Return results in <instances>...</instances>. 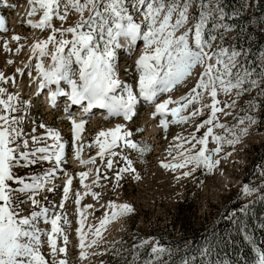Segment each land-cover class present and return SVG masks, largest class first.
<instances>
[{
  "label": "snow or ice",
  "instance_id": "6c2138e0",
  "mask_svg": "<svg viewBox=\"0 0 264 264\" xmlns=\"http://www.w3.org/2000/svg\"><path fill=\"white\" fill-rule=\"evenodd\" d=\"M27 2L31 6L29 16L37 12L42 13L38 22L33 23L29 20V26L42 31L50 29L52 33L46 40L32 45L31 51L37 57L35 70L39 74V87L41 90L48 89V99L54 107L57 106L58 97L67 96L72 105L82 106L85 116L90 115L93 109H104L107 111L106 119L122 117L123 120L130 121L137 115L141 101H144L148 107L155 105L152 116L161 117L159 126L165 131L170 124H185L202 115L205 109L210 110L208 118L196 125L195 131L189 136L175 137L179 143L170 145L168 149V156L172 157L173 162H161L164 169L177 171L190 167L189 171L182 173L183 177H189L202 167L210 174L220 163L216 157L223 151L225 145L234 147L249 134L253 125L258 121H264V117L254 114L260 110L261 104H255L250 100L247 102L248 109H242L245 115H237L235 123L228 125L220 122V116L232 115L226 109L235 108L237 100L245 93L264 84V66H261L259 72H256L255 67L244 66L239 59L242 52L235 47L225 48L217 45L213 49V42L217 37L208 35L206 38L205 33L210 16L207 11L208 5L201 3L202 10L196 18L189 14L193 0H27ZM4 3L12 7L7 5V0H4ZM72 11L79 15L74 26L66 28L53 26L54 18L63 23L68 20ZM216 11L221 18L224 17L223 7H217ZM190 20L195 21L191 27L188 26ZM218 27L226 31L231 29L230 25ZM0 30H7L2 16H0ZM69 34L71 39L65 38ZM12 39L19 41L21 37L13 36ZM123 41L130 46H135L137 41L143 42V51L135 61L136 71L139 74L135 89L133 85L123 83L117 73L116 50L122 47ZM49 44L53 45L54 51L49 52ZM5 50H9L6 44ZM16 51L19 53L21 49L17 48ZM49 55L51 63L45 66L44 58ZM197 69L202 71L197 73ZM17 71L22 72L21 69ZM194 75L197 77L195 86L186 95L176 100L169 96L168 99L157 102L164 94L171 93L178 86H186ZM62 82L70 91H66L61 86ZM0 83H8L3 73H0ZM52 85H55V90H52ZM260 94H264V88H261L258 95ZM220 95L235 99H231L230 103L222 102L218 99ZM207 99L211 100L210 104L204 103ZM172 104L176 106L169 108ZM28 106L29 102L21 100L18 94L9 93L7 88L0 87V202H2L0 203V264H68L69 238L64 225L69 222L53 208L41 206L40 201L35 198L41 191H55L54 187L45 186L55 178L56 171L65 160L66 143L62 142L58 131L47 129L46 136L32 135L30 137L32 144L39 145L47 139L54 142L43 147L30 148L28 134L23 130L25 117L19 115ZM189 108L193 110L185 115ZM64 110L68 112V107ZM169 115L171 120L168 119ZM68 119L72 124L73 143L80 141L86 121L81 119L77 122L71 113ZM40 127L45 126L41 124ZM205 127L207 130L203 136L197 137L196 132ZM214 129H221L222 133H216ZM32 131L35 132V129L33 128ZM132 135L133 133L126 130L124 124H117L115 128L100 131L93 142L99 148L97 156L101 160H104L105 156L108 157L107 169L113 168L114 157L119 156L124 162L125 166L116 173L117 182L122 179L123 173H133L136 170L127 155L114 149L118 147L122 150L131 149L140 155L151 151L150 146L140 145L132 140ZM209 137L216 145L213 149L208 148ZM197 145L200 147L197 148ZM85 146L81 143L75 148V158L81 165H95L96 157L87 160L81 158ZM53 161L54 166L49 171L42 175H32L29 177L30 182L17 177L13 172L17 167ZM95 171L97 176L92 183L99 187L100 169L96 168ZM261 174L264 175V172ZM88 175L87 172L79 173L80 183L86 189L84 195H91L93 199H97L99 194L91 190V185L84 183ZM103 178L107 179L106 176ZM136 178L139 179L138 176ZM10 182L19 186L14 188ZM71 184L72 178L69 177L63 186L65 201L69 198ZM118 186L119 183L116 187ZM258 190L248 184L242 188V192L249 196ZM14 193L25 196L26 199H17ZM258 199L264 201V195L259 196ZM81 200L82 195L77 192L74 203L78 206L77 212L81 216L77 229L79 256L84 260L89 255L87 249L97 245L98 240L103 238L102 233L107 225L121 217L130 216L134 208L128 203L109 202L107 207L111 209V213L106 212L98 226H89L85 231L87 219L85 212L92 205L81 208L79 207ZM29 202L34 206V210L28 216H21L23 211L21 206ZM60 207H64L63 203ZM36 208L39 210H35ZM241 211L247 213L248 206L245 205ZM41 221L50 225V229L41 228ZM89 234L94 238L88 240ZM58 239L63 241V246L58 245ZM45 242L49 248L51 261L46 259L42 252ZM149 245H151L150 250L141 260V253ZM211 251V248L206 247L200 255L210 256ZM173 254V249L161 244L159 240L153 243L150 239H144L139 244L133 245L129 264H174ZM61 256L63 258H58ZM194 261L195 257L184 258L179 264H194ZM200 264H232V262L201 260ZM255 264H264V250L258 252Z\"/></svg>",
  "mask_w": 264,
  "mask_h": 264
},
{
  "label": "rangeland",
  "instance_id": "374dc122",
  "mask_svg": "<svg viewBox=\"0 0 264 264\" xmlns=\"http://www.w3.org/2000/svg\"><path fill=\"white\" fill-rule=\"evenodd\" d=\"M20 2L29 8L28 11H26L29 13L31 6L28 4L27 0H22ZM20 2L17 0H7V4L12 5V7H8L5 5L4 0H0V16L4 17L5 28L7 29L6 31L0 30V73H3L4 77L8 79V83H0V87L7 88L9 93H12L14 87L15 89L17 88L15 86L16 83L22 89L25 84L28 85V78L34 80L37 73L35 70L36 57L30 58L32 52L30 48L37 42L46 40L47 37L52 34L50 29L42 31L40 29L31 28L28 21L19 16L21 13L18 11V8L22 5ZM201 3L208 5L207 11L210 13L205 29L206 38L208 35L217 37V40L213 42V49H215L217 45H222L225 48L235 47L237 50L241 51L235 44L233 28L231 27L230 30L226 31L224 28L218 27L219 25L228 24L224 20V17L221 18L220 14L216 11L218 6L215 0H193L192 6L189 9L190 16L199 17L200 11L202 10L200 7ZM248 4L249 2L247 0L244 6V10L247 12L250 11V6ZM36 14H39L38 18L42 15L41 12H37ZM85 15H87V13H85ZM78 19L79 15L72 11L69 13L68 20L63 23L54 18L53 26L56 28L74 26ZM194 23V20H190L188 26L191 27ZM177 34L179 35L180 33ZM13 36H20L21 39L19 41L13 40ZM57 38H59L58 34ZM65 38L71 39V35L69 34ZM5 44L9 49L8 51L5 50ZM137 44L138 45H135V48L131 50L132 52L126 51L125 53L128 55V52V56H132L131 60H125L122 48L116 50L118 76L123 83L133 85L134 89L136 88L139 75L136 71L134 59L138 53L143 51V42L137 41ZM17 48L21 49L19 53L16 51ZM48 49L49 52L54 51L53 45L49 44ZM247 51L248 50H244V53H242L239 58L241 64L247 67H255L256 72H259L261 66H264V42L252 49V51L258 52L256 56L246 58L244 54L247 53ZM9 61L12 63H9ZM44 61L45 64L49 62L46 57ZM17 69H21L22 72H18ZM200 71H202V69H197V73ZM29 73H31V75H29ZM253 77L255 78V73H253ZM196 80L197 77L194 75V77L187 82L186 86H178L171 93L164 94L161 100L167 99L169 96H171L173 100L175 98L179 99L195 86ZM63 87L67 89V86L64 84ZM261 88H264V84H262L260 88H255L251 92L245 93L242 98L237 100L235 108L226 109L231 112L232 115L220 116V122L228 125L235 123L237 115H245L242 109H248L247 102L250 100L255 104H261L260 110L254 114L258 117H262L264 94L258 95V93L261 92ZM29 91H31V87H29ZM218 99L222 102L230 103L231 99H235V97L229 98L220 95ZM39 102L40 101H35L32 107ZM204 103L210 104L211 100L207 99ZM37 106H39V104ZM221 106H223V104ZM63 107L64 106H59L58 111L50 112V114L46 113V110H43L35 112V114L30 117L28 115V110H26L25 112L19 113V115L25 117L23 130L28 134L29 147L36 146L32 145L30 137L32 135L38 137L46 136L47 129L58 131L62 142L66 143V160L62 161L59 169L55 173V178L47 186L48 188L54 187L55 191H41L35 198L40 201L41 206L53 208L56 213L67 218L69 223L64 225V228L69 238L67 244L68 264H102L103 259L106 258L107 255L108 257L105 260L111 258V262H113L118 258L119 260L116 261L115 264H129L133 245L139 244L141 240L150 239L154 243L158 236L161 235L165 237L168 234L172 235L174 238H178L183 234L180 226L184 220H188V222L194 224L200 221L201 219L199 218L208 212L211 205L224 202L225 199L230 196L229 193L232 194L231 192H233V190L239 191L238 194L241 199L246 201L249 197L257 194L256 191L250 196L245 195L242 192L243 187L240 184V179L244 168L248 165V159L255 153H259L257 148H261L264 145V121H258L256 125H253L249 130V134L243 137L241 142L234 147L225 145L223 151L216 157V159H219L220 163L214 168L212 173H207L206 170L201 167L191 176L183 177V171H189L190 167L171 171L164 169L161 166V162H173L172 157L168 156V149L170 145L179 143L175 137L189 136L195 131L196 125L208 118L210 110L205 109L202 115L191 119L185 124H170L167 131L161 128L157 138H154L153 135L160 126L157 127L155 125L157 130L152 131L154 125L151 122L153 119L149 114L150 109H146L147 106H145L143 101H141V104L138 106L137 115L130 121H125L122 117L114 121L112 119L101 121L98 120L99 117H96L97 119L93 118L88 121L89 126L86 128V132L81 141V143L86 145L83 148L82 155L87 159L97 156L99 148L93 143L97 134L100 131H104V128H108L115 124L116 121L118 124H124L126 130H130L133 133L131 137L132 140L140 145L146 144L151 148V151L143 155L131 149L122 150L120 147L114 149L117 152L122 151V154L127 155L129 159L132 160V167L136 170L133 173H123L122 179L117 182L116 173L121 167L125 166L119 156L113 158L112 169H107L106 167L107 156H105L104 160H101L100 157H96V164H89L90 166L80 165L77 167V163L74 165V163L71 162L76 146L75 143H73V136L70 133L72 126L62 118V112H65ZM172 107L173 106L169 105V108ZM195 107H199V105H195ZM192 110V108H189L184 114L187 115ZM71 113L73 112L71 111ZM168 119H172L170 115ZM41 122L45 124V127H40ZM33 128L35 132L32 131ZM138 129H142V131H138ZM206 130V127L200 129L196 132V136H203ZM214 131L216 133H222L221 129H214ZM87 138L88 141H85ZM53 142V140L47 139L37 146L43 147ZM193 143H195V141H193ZM87 145L92 146L88 147ZM187 146L188 145H186V147ZM199 147L200 145H197V148ZM215 147L216 145L211 141V137H209L208 148L213 149ZM76 162H78V160ZM53 166L54 161L49 163L43 162L28 167H17L13 169V172L17 177L24 178L26 182H30L29 177L32 175H42L47 169L50 170ZM96 168L100 169L99 175L101 179L99 180V187L92 183L97 176L95 171ZM260 169H264L263 164ZM80 172L89 173L84 183L91 185V190L99 194L97 199H93L91 195H84L86 189L80 183ZM105 176L107 179L103 178ZM137 176L139 179L136 178ZM69 177L72 178V184L69 198L65 201L63 200V186ZM177 177L180 178L177 179ZM117 183H119L118 187H116ZM10 184L14 188L19 186L14 182H10ZM77 192L82 195L81 205L79 207L84 208L86 205H92V207L87 208L85 212L87 217L85 231L88 230L89 226H98L106 212L108 214L111 213V209L107 207L109 202H115L116 204L128 203L134 208V212L130 216L121 217L107 225L106 230L102 233L103 238L98 240L97 245L87 249L89 255L87 259L84 260H81L79 256L80 247L77 229L79 228L78 221L81 219V216L77 212L78 206L74 203L75 194ZM13 195L17 199H26L25 196L16 193ZM45 200H47V202L43 203ZM62 203L64 205L63 208L60 207ZM182 204H184L183 215L176 218L177 213H179L180 205ZM21 207L23 209L21 216H28L34 210V206L31 205L30 202ZM35 210L39 209L36 208ZM40 227L50 229V225L44 224L42 221L40 222ZM93 238L94 237L89 234L88 240ZM58 245L63 246V241L58 239ZM150 247L151 245L141 253V260L145 258ZM42 252L46 259L51 261L49 248L46 242L42 248ZM117 252H119V255H117ZM127 257L128 259H126ZM58 258L63 257L61 256Z\"/></svg>",
  "mask_w": 264,
  "mask_h": 264
},
{
  "label": "trees",
  "instance_id": "16d2710c",
  "mask_svg": "<svg viewBox=\"0 0 264 264\" xmlns=\"http://www.w3.org/2000/svg\"><path fill=\"white\" fill-rule=\"evenodd\" d=\"M246 1L215 0L218 7L224 8V20L233 28L236 46L242 53L248 50L244 55L246 58H252L258 54L252 49L264 42V0H248V12L244 10ZM262 106L264 117V102ZM263 149L264 145L257 148L259 153L248 159V165L240 179L242 187L248 184L258 188L257 194L246 201L241 199L239 191L233 190L224 202L211 205L208 212L199 218L200 221L194 224L184 220L180 226L183 234L178 238L170 234L157 237L161 244L173 249L174 264L192 257H195L194 264H200L201 260L255 264L258 252L264 250V201L258 199L264 195V175L261 174L264 169H260L262 164L264 168ZM245 205L248 206L247 213L241 211ZM183 206L184 204L180 205L176 218L183 215ZM206 247L211 248V255L202 257L200 253ZM106 258L102 264H115L119 260L116 258L111 262V258L105 260Z\"/></svg>",
  "mask_w": 264,
  "mask_h": 264
},
{
  "label": "bare ground",
  "instance_id": "6f19581e",
  "mask_svg": "<svg viewBox=\"0 0 264 264\" xmlns=\"http://www.w3.org/2000/svg\"><path fill=\"white\" fill-rule=\"evenodd\" d=\"M18 2H20V1H22V0H17ZM20 3H22V2H20ZM19 10V12L21 13V15H19L20 17H23L24 15H26V13H28V12H26V11H28V9L29 8H27L23 3H22V5H20L19 6V8H18ZM21 9V10H20ZM31 17H33V18H31ZM39 17V14H35V15H31V16H28V17H23V18H25L26 19V21H29V20H31L33 23H35V22H38L39 21V19L40 18H38ZM124 42V48L125 49H127V51L128 52H130L132 49H133V46H129L128 45V43L126 42V41H123ZM122 42V43H123ZM138 45V44H137ZM123 48V47H122ZM31 49L32 48H30V51H31ZM119 50H120V48H119ZM127 52V54L129 55V53ZM132 52V51H131ZM122 53H123V50H122ZM126 53V51H124V57H125V59L126 60H131L132 58V56H128V55H126L125 54ZM142 52H140V53H138V55H136V58L134 59V61H136L138 58H139V55L141 54ZM36 56H34L33 54H32V52H31V55H30V58H35ZM46 58H48V60H49V62L48 63H46L45 64V66H47L48 64H50L51 63V58H50V55L48 56V57H46ZM37 62V57H36V61H35V63ZM44 63H45V61H44ZM37 72V71H36ZM35 77H39V74L38 73H36V76ZM35 82H37V81H35ZM38 82H39V80H38ZM27 84H25V86H26ZM34 86H36V84H34ZM51 88H52V90H55V85L53 86H51ZM33 89H34V87H33ZM39 91H41V93L38 95V93H39ZM68 91H70V89L68 90ZM34 92H33V90H32V94H33ZM47 93H48V89H43V90H41L40 89V87H39V84H38V86L36 87V89H35V96H37V98L39 99V100H42V103H45L46 105H47V108H48V111H51V112H54V111H58L59 110V106L61 107V106H63L64 105V107H63V109H65V107H68V112H62V118L64 119V121H66L68 124H71V120L70 119H68V116H69V113H71V111L73 112V113H71V115H72V117L74 118V119H76L77 120V122H79L81 119H84L85 121H86V123H88V121H90V120H92L93 118H96V117H99V119L98 120H116L117 118L119 119L120 117H109V118H105L106 116H107V113H104V112H98V115L97 116H91V117H87V116H81V112L75 107V106H70V108H69V105L67 104V103H65V102H63L62 103V105H61V98L59 99V97L57 98V106H53L52 104H51V102H50V100L48 99V95H47ZM44 95L42 98H41V95ZM33 97V96H32ZM166 99V98H165ZM168 99V98H167ZM177 98H175L174 100H176ZM58 100H59V102H58ZM164 99H162L161 100V98H160V100L159 101H157V102H162ZM147 106V105H146ZM171 106H173V107H175L176 105H174V104H172ZM74 107V108H73ZM146 109H150V111H149V114L151 115V117H152V124L154 125L153 127H152V131H156L157 130V127L159 126L158 124H159V122H160V119H161V117L159 116V115H157L155 118H153V116H152V113L153 112H155V105H152L151 107H146ZM153 110V111H152ZM65 111V110H64ZM83 111V110H82ZM97 119V118H96ZM123 119V118H122ZM151 119V118H150ZM158 120V121H157ZM95 122V121H94ZM95 124V123H94ZM118 123H117V121H116V123L115 124H113V125H111L110 127H108V128H104V131H107L108 129H112V128H115V126L117 125ZM157 127H156V126ZM71 126H72V124H71ZM86 128H87V125L85 126V128H84V131L82 132V134H81V140L80 141H76L75 142V146L76 147H79V145L81 144V141H82V137L84 136V133L86 132L85 130H86ZM159 129L157 130V131H159V130H161V128L162 127H158ZM163 129V128H162ZM151 131V132H152ZM156 131V132H157ZM155 132V133H156ZM71 134H72V136H73V132H72V127H71V132H70ZM98 151H99V149H98ZM82 153H83V151H82ZM82 153H81V158L82 159H84V160H87V158L85 157V156H83L82 155ZM96 157H99V156H96ZM77 161V159L75 158V154H74V156H73V159L71 160V162H73L74 163V165H75V163H77L76 164V166L77 167H79L81 164L79 163V160H78V162H76ZM87 166H90L89 164L87 165ZM70 194V193H69Z\"/></svg>",
  "mask_w": 264,
  "mask_h": 264
}]
</instances>
